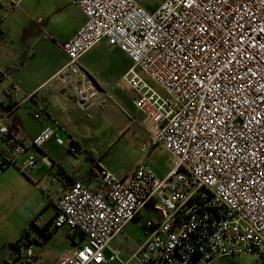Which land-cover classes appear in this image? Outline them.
I'll list each match as a JSON object with an SVG mask.
<instances>
[{"label":"built area","instance_id":"obj_1","mask_svg":"<svg viewBox=\"0 0 264 264\" xmlns=\"http://www.w3.org/2000/svg\"><path fill=\"white\" fill-rule=\"evenodd\" d=\"M7 1L19 11L18 2ZM67 1L85 22L61 46L67 58L61 72L81 74L78 60L102 41L120 49L132 67L119 86L134 92L132 104L143 116L146 144L163 148L174 161L164 177L140 165L124 181L99 167L95 183L69 182L55 203L52 225L69 228L86 244L62 254L56 264L115 262L109 245L144 209L156 220L143 228L147 238L131 256L139 264L263 256L264 0H164L151 12L136 0ZM81 75L86 80L77 99L87 106L97 88L89 75ZM19 91L10 82L9 94ZM41 115V110L33 113L35 119ZM0 138L1 174L16 166L27 147L11 135L5 116L0 117ZM52 139L65 143L46 126L31 146L41 148ZM67 143L81 152L73 140ZM35 169L28 157L18 171ZM32 254L28 245L25 259Z\"/></svg>","mask_w":264,"mask_h":264},{"label":"crops","instance_id":"obj_2","mask_svg":"<svg viewBox=\"0 0 264 264\" xmlns=\"http://www.w3.org/2000/svg\"><path fill=\"white\" fill-rule=\"evenodd\" d=\"M136 1L149 12L159 6L151 8L153 4L150 5L145 0ZM3 3L8 4V8ZM9 4L7 0L0 2V70L7 77L0 80V117H6V126L11 135L24 142L27 150L16 166L9 167L0 174V264H18L13 263L18 257L28 264H56L62 254H73L86 244L84 238L75 236L69 228L55 229L52 225L56 214L55 203L63 195L65 186L84 177L82 173L88 167L85 158H90L92 163L97 164L91 155L94 149L87 144L86 130L90 127L93 132H98L100 123L104 121L102 116L111 106L121 113L130 112L132 115H140L142 119L143 116L132 104L134 92L119 86L122 76L132 67V63L120 49L109 46L106 41L97 44L77 62L81 74L86 73L85 70L91 71L102 84V89L96 87L89 105L81 106L78 102L77 92L86 79L81 74H72L68 70L61 72L67 62L61 46L85 22L82 13L71 4L76 11V23L72 25L69 15L62 13L68 6L62 4L59 6L62 21L56 20L50 25L46 23L47 32L39 28L36 36L27 40L21 50H13L10 58L4 57L2 40L6 34V26L2 19L9 13ZM48 29L57 33L51 34ZM22 31L28 35L30 28L23 27ZM10 82L19 87L20 91L16 96L9 94ZM30 95L31 98H28ZM38 110L42 111V115L35 119L33 113ZM46 126L55 128L56 134L65 143L60 146L50 140L41 148L31 146L33 139ZM68 140H73L77 146L85 149V154L79 158L73 156ZM3 147L4 140L0 138V149ZM28 157H33L36 162L35 173L23 174L18 169ZM37 172L42 177H37ZM92 173L93 170H90L85 177L89 182L95 183L96 173L94 176ZM53 179L58 184L49 199L33 187V182L44 180L53 189ZM124 179L126 178L122 180ZM33 189L37 194L35 202L32 199ZM49 209L52 211L45 222L43 211ZM33 222L34 228L31 227ZM29 227L30 233L23 239ZM16 243H29L32 246V258L25 259L22 247L20 253L13 256V245Z\"/></svg>","mask_w":264,"mask_h":264},{"label":"rangeland","instance_id":"obj_3","mask_svg":"<svg viewBox=\"0 0 264 264\" xmlns=\"http://www.w3.org/2000/svg\"><path fill=\"white\" fill-rule=\"evenodd\" d=\"M14 1L18 2L19 11H12L11 4H9V9H7L9 13L2 19V23L6 26V34L2 40L4 57L7 56V58H10L13 55V50H21L27 40L36 36L39 28L47 32V24L50 25V23L52 24L56 20L62 21V13L69 15L72 25L77 22L76 11H74V8L66 0ZM145 1L150 5L153 4L151 8H154L160 5L164 0ZM62 4L68 5L64 8L63 12L59 9V6H62ZM3 5L8 8V4L3 3ZM2 14L3 13H1V15ZM23 27L30 28L28 35H25L22 31ZM49 33L54 34L57 32L49 30ZM53 54L57 55L56 52H53ZM59 57L60 55H58L57 58L59 59ZM85 72L93 79L94 86L98 89H102V84L99 82L96 75L91 71L85 70ZM136 73L141 76L144 81L152 85L162 97L168 98L167 94L154 85L146 74L139 70H136ZM120 85H122V82ZM102 120L104 121L100 123L101 128L98 132H93L90 127L86 130L87 144L94 149L91 155L97 162V167L95 168L96 165L92 163L90 158H85L84 161L88 167H86L85 172L82 173L84 177L78 179L80 182L84 184L92 183L89 182L85 176L90 170H93L94 173H92V176H94L98 171V167L106 168L119 179L126 178L124 181H126L127 176L140 165L147 166L158 177H163L171 171L174 161L172 156L161 147L155 146L150 148L147 146V134L141 122L143 119L140 115H132L130 112L123 111L121 113L111 106L105 111ZM51 141L54 142V139ZM70 152L73 156L79 158L80 155L85 154L86 150L82 149L80 153L74 150ZM88 152L90 153V151ZM32 173H35V170L32 171ZM36 176L42 177V174L37 172ZM52 183L54 184L53 189L51 187L52 185L45 183L44 180L43 182H33V187H36L37 191L40 190L43 196L49 199V196H53L56 185L58 184L55 179L52 180ZM36 197L37 194L33 189V202H35ZM51 211L52 209L43 211L42 216L45 222L48 220L47 217ZM155 220V215L148 209H144L139 217L129 222L123 231L114 237L109 247L114 251L117 260L112 264H121L127 260H129L127 264H139L135 260H130L131 256L136 252L137 247L147 238L143 228L146 227L148 222H154ZM210 264H264V255L224 257L216 259Z\"/></svg>","mask_w":264,"mask_h":264},{"label":"trees","instance_id":"obj_4","mask_svg":"<svg viewBox=\"0 0 264 264\" xmlns=\"http://www.w3.org/2000/svg\"><path fill=\"white\" fill-rule=\"evenodd\" d=\"M150 148H152V147H150ZM31 227H32V228L35 227L34 222H33V224H32ZM55 229H57V228H55ZM25 238H26V235L23 236V239H25ZM28 245H30V244H29V243H27V244H21V245H19L18 243L14 244V245H13V256H15L16 254H19V253H20V247L24 248V250H25V248H26ZM13 263H18V264H28L27 262L25 263L23 260H21V257H18V258H16V259H14V260H13Z\"/></svg>","mask_w":264,"mask_h":264}]
</instances>
